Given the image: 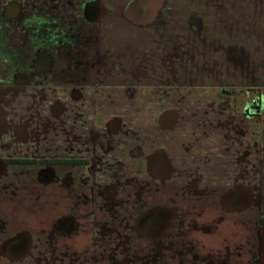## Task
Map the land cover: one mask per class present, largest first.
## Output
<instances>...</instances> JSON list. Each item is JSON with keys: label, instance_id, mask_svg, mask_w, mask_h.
Here are the masks:
<instances>
[{"label": "crops", "instance_id": "0c3cea01", "mask_svg": "<svg viewBox=\"0 0 264 264\" xmlns=\"http://www.w3.org/2000/svg\"><path fill=\"white\" fill-rule=\"evenodd\" d=\"M84 3L76 35L75 30L65 35L51 31L54 48L38 55L45 67L30 74L36 82L21 85L12 79L10 63L4 58L5 63H0V182L11 180L10 167L2 163L10 144L30 140L23 118L10 122L11 104L22 105V114L32 99H53L51 104L58 108L80 102L85 109L90 102L87 92L94 97L96 91L106 94L112 88H146V123L143 113L136 121L134 113L130 128H119L123 117L117 112L108 116L101 96L98 102L93 99L91 112L76 113L74 106L73 116L98 120L99 127L88 130L115 152V162H120V149L127 145L139 161L152 153L161 155L164 201L169 204L163 209L165 228L167 218L170 224L182 214L184 201L188 206L186 227L170 224L163 237L162 264H264V54L261 59L260 49L251 50L246 42L264 29V0ZM4 4L10 6L8 0ZM4 8L0 48L2 57L10 59L11 23ZM54 56L70 60L52 70ZM76 57L82 60L78 64ZM64 68L71 74L90 71L99 84L63 88L46 81V87L67 92L50 97L39 91L41 72L59 74ZM252 98L257 102L251 104ZM123 136L133 140L123 141ZM65 148L70 150L68 145ZM101 156L96 155L98 163ZM4 245L3 254L10 255Z\"/></svg>", "mask_w": 264, "mask_h": 264}, {"label": "rangeland", "instance_id": "374dc122", "mask_svg": "<svg viewBox=\"0 0 264 264\" xmlns=\"http://www.w3.org/2000/svg\"><path fill=\"white\" fill-rule=\"evenodd\" d=\"M3 1L5 3L6 0H0V21L3 20V8L5 6L4 10L9 13L11 23L9 35L11 47L9 54L10 59L8 56L2 57V47L0 48V63H5L3 61L4 58L5 61L9 62L11 65L12 79L21 81V85H30V83L36 82L30 74L36 75V72L32 70H35L34 65L37 53L54 48L53 42L56 40L52 37L51 31L53 30L55 34L65 35V31L69 30L68 33L70 34L71 31L75 30L76 35L79 23L82 22L85 0H8L10 6L6 4L3 5ZM5 19H7L6 15ZM2 37L3 35L1 33V40ZM6 37L7 36H5V40L7 41ZM246 42L252 48L251 50L256 49V51H258L260 49L258 53H260V57L263 59L264 29L259 31L258 36H254V38ZM5 50L7 49L5 48ZM74 53L77 54V51ZM58 57H52V70L54 67L56 68L58 64L60 67H65V64L70 60V58L68 59L66 56L62 58ZM79 60V57L74 58L75 64H78ZM81 63L82 62H80V64ZM79 69H82V67H79ZM41 74L42 77H39L40 80L37 81V84L43 85H38L37 88L50 97L56 93H66L67 89L63 88H67V86L72 87L73 85H80L78 83H86L92 85L91 87L94 88L95 84H99L98 82L100 81V79L94 76L90 71L80 74H71L67 68H64L59 74H57L56 71L52 75L45 72H41ZM78 79L83 82H78ZM46 81L47 83H57L64 87L58 88L53 85L46 87L49 86L44 84ZM33 87L34 86L30 87L28 92H31ZM89 91L93 92L94 90L89 88ZM110 91V93L106 94L96 91L94 97L93 93L87 92L85 95H88L87 97L90 98V102L85 109H82V105H79L78 103L80 102L77 101H75L77 103L74 104L73 101H71L68 106L60 105L58 108L57 105L51 104L53 99H32L33 103L24 106L25 112L22 114L20 111L22 105L11 104L9 112L10 122L16 123V119L23 118L24 121L22 124L27 125L29 128V138L27 139L30 140H28V142L22 141V143L16 142L15 145L10 144V151H8L9 155H4L6 157V164L10 167L11 180L8 181L4 178L3 182H0V264H66L69 260H72V258L70 259V253H73L74 249L57 247L56 238L63 243L69 242L70 240H76L77 242L86 240L87 235L85 229L88 228L89 225L87 220L84 218H72L76 226L73 231L69 233V229L62 227L61 220L63 217H55L56 209L60 210L62 213L66 212V206L63 205L66 200L63 194L64 189L60 187L58 192H54L49 178L53 175V168H55L57 172H59V170L64 171L66 168L59 167L58 169L54 167L52 159L54 155L57 154L59 156L66 155L67 148L65 147L69 144L68 142L72 140L71 136L73 132L75 134H78V132L81 133V146L87 147L88 149H86L91 152V154L93 149L98 150V146H101L103 139L98 137V134H95L94 131L88 130V127H99L98 120H93L91 117L90 119H84L79 117V115H76V117L73 116V111L75 110L74 106L76 107V113L78 110L81 114L87 110L91 112L93 105H95L93 99L97 98L96 101L98 102L99 96L102 98L100 99V103H107L106 107L109 111L108 116L112 115L111 113L114 114V112H117L123 117L122 125H120L119 128H130L129 124L131 122L134 123V118H132L134 117L132 115L134 113L135 121L137 114L143 113L144 122L142 123H146L145 113L147 105L146 100L148 97L146 88H141L137 91L128 88H112ZM151 91L152 90H149V92ZM102 112H104V109ZM77 129L78 131H70ZM79 130L84 131L81 132ZM12 132H14V130H12ZM19 133L22 132L19 130ZM56 134L60 136H54ZM77 138H79V135ZM15 139L17 140V137H15ZM55 140L57 141L56 143ZM96 140L98 141L96 142ZM134 140H136V138H134ZM12 141L13 140H11V143ZM79 143L80 142L77 141L74 144L77 145ZM71 144L72 143H70V145ZM115 144H117V142ZM55 145H61V147L53 151L52 149ZM13 148L16 150H13ZM105 149L103 155L104 162H102V156L98 157L100 160L99 163L94 156L95 158L92 157V163L88 167L89 175L94 177L95 182V178L97 177L101 179L109 178L110 185L108 189L109 187L113 189L114 187H120V178L128 177L129 179H134L137 176L140 183L146 180L148 168L146 169L145 167V156L144 159L142 158V160H140L142 165L136 172V170L133 169V171H131V168L122 165V162L117 164L113 158L115 152L109 151L111 148L108 147ZM157 157L161 158L160 155H157ZM160 160L162 161V159ZM99 166L104 168H99ZM134 172L136 175L133 174ZM159 175L161 179L163 173L161 172ZM263 186L262 192L264 199ZM123 187L124 189L128 188L126 186ZM96 190L98 191L97 182ZM145 190L146 185H139L137 189L138 196L143 194ZM107 195H109L108 191ZM58 200L60 207L57 208L55 206V201ZM3 202H5L8 208L6 212ZM130 208V205H123L122 213L126 214ZM138 208L136 218H138L140 222L141 220L145 221L149 210L147 201H145V203L144 200L140 201ZM152 208L153 207H151V209ZM154 208L161 209V205L154 206ZM262 211H264V203ZM84 220L86 222L83 223ZM156 224L157 222L154 223L155 226H157ZM115 225L120 229L118 224H114L112 227ZM158 226H161V222L158 223ZM79 229L80 231H76ZM140 234L139 240L146 241L147 234L143 232H140ZM155 238L157 241L161 242V229ZM110 240H115V238L111 237ZM3 242L6 245L9 244L7 247L8 250L10 249V255H7V253L3 254L4 250L1 248ZM262 245L264 255V229L262 232ZM123 251L124 249L118 250V252L122 253ZM143 251L147 252L146 250ZM154 251L157 253L153 264H161L162 248H158ZM149 257L152 256L149 255Z\"/></svg>", "mask_w": 264, "mask_h": 264}, {"label": "flooded vegetation", "instance_id": "af4514ba", "mask_svg": "<svg viewBox=\"0 0 264 264\" xmlns=\"http://www.w3.org/2000/svg\"><path fill=\"white\" fill-rule=\"evenodd\" d=\"M252 14L256 15V12ZM40 53L41 51L37 53V58L35 60L34 66L36 70H41L45 67V64H41L40 61L42 56H38ZM73 135L71 136L72 140L68 142V148L70 150L67 151L66 155L59 156L57 154L52 159L54 167L58 169L59 167H65L66 169L57 172L55 168H53V175L49 178L54 192H58L60 187L64 189L63 194L66 201L63 205L66 206V212L62 213L60 210L56 209L55 215V217H63L61 220L62 227L69 229V233L73 231L76 225L73 223L74 219L72 218H84L89 223L88 228L85 229L87 236L84 241L77 242L76 240H70L69 242L63 243L58 241L55 237L57 247L74 249V252L70 253V259L72 258V260L68 259L69 261L66 264H153L157 253L154 250L163 247V237L165 234H168L169 227H171V225L181 226L182 228L186 227L187 217L185 213L188 212L187 203L185 204L184 201L183 207H185V209L180 210L182 214L172 218L170 222L171 225L167 218L166 220L168 223L165 228L163 222L166 217L163 209L164 206L168 207L169 204L164 201L166 193L165 186L162 178L160 179L159 177V173H163L164 168V164L160 160V157H157L158 154L156 153H152L149 157H145V167L146 169L148 168L147 178L141 183L138 181L137 176L134 179L124 177L119 179L120 187H114L113 190L110 187L108 189L110 185L109 178L101 179L97 177L95 178L98 184L97 191L96 182L94 181V177L89 175L88 167L92 163V157H96L98 153L99 155H103L105 148L102 145L98 146V150L93 149L91 154V152L87 150V147L81 146V133L75 134V136L79 135V138ZM75 140H78L80 143L75 145L73 143ZM121 140L132 141L133 139L123 137ZM70 143L72 144L70 145ZM55 147L58 148L61 147V145H55ZM130 147L131 146L127 145L120 149L123 152L118 156L120 162L116 163L122 162V165L131 168V171L134 169L137 172L142 163L137 159L136 153L131 152ZM80 152H82V154H80ZM103 158L102 156V160ZM102 162H104V160ZM2 163L6 164V157L2 158ZM138 164L140 166H138ZM99 168L103 169L104 167L99 166ZM133 174L136 175L135 172ZM141 184L146 185V190L143 194L138 196L137 189ZM123 186L128 188L124 189ZM106 190L109 195H107ZM142 200H144V203L147 201L149 210L147 212L148 216H146V219L144 218L145 221L141 220L140 222L136 217L140 201ZM58 202L59 200L55 201V206L57 208L60 207ZM123 205L131 206L126 214L122 213ZM159 205H161V209L154 208V206ZM209 205L212 206L214 204L210 202ZM151 207L153 208L151 209ZM85 220L83 223L86 222ZM155 222H157V226L154 225ZM159 222H161V228L158 226ZM114 224H118L120 229L116 225L112 227ZM160 229L162 230L161 242L157 241L155 238ZM76 231H80V229ZM140 232L147 234L146 241L139 240L141 236ZM111 237L115 238V240H110ZM8 245L9 244H7V246ZM122 249H124L123 253L118 252V250ZM149 255L152 257H149Z\"/></svg>", "mask_w": 264, "mask_h": 264}, {"label": "built area", "instance_id": "2783aa9c", "mask_svg": "<svg viewBox=\"0 0 264 264\" xmlns=\"http://www.w3.org/2000/svg\"><path fill=\"white\" fill-rule=\"evenodd\" d=\"M256 102H257L256 98L251 99V103H256Z\"/></svg>", "mask_w": 264, "mask_h": 264}, {"label": "trees", "instance_id": "16d2710c", "mask_svg": "<svg viewBox=\"0 0 264 264\" xmlns=\"http://www.w3.org/2000/svg\"><path fill=\"white\" fill-rule=\"evenodd\" d=\"M263 223H264V220H263Z\"/></svg>", "mask_w": 264, "mask_h": 264}]
</instances>
